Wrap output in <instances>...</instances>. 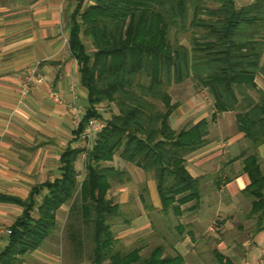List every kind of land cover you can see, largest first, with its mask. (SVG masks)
I'll list each match as a JSON object with an SVG mask.
<instances>
[{"label":"trees","instance_id":"obj_1","mask_svg":"<svg viewBox=\"0 0 264 264\" xmlns=\"http://www.w3.org/2000/svg\"><path fill=\"white\" fill-rule=\"evenodd\" d=\"M85 1L73 7L67 28L88 103L78 133L90 120L104 127L86 154L81 182L75 169L81 151L67 150L58 179L32 188L25 201L0 196V202L22 208L0 250V264H26L25 256L56 230V213L67 204L75 259L85 251L90 264H182L180 255L163 256L161 246L145 257L139 248L115 250L119 239L112 222L122 213L109 192L129 178L110 164L118 154L152 174L161 211L180 217L197 211L201 197V178L189 174L185 157L203 146L217 115L233 113L237 132L252 146H264V87L258 84L264 79V0L240 8L235 0H94L84 7ZM189 79L207 93L213 113L210 121L176 131L170 117L178 103L168 88ZM104 105L117 113L104 119ZM238 158L250 180L242 195L250 199L253 233L264 232V171L257 154ZM44 190L36 203L34 196ZM212 254L216 264H233L216 250Z\"/></svg>","mask_w":264,"mask_h":264},{"label":"crops","instance_id":"obj_2","mask_svg":"<svg viewBox=\"0 0 264 264\" xmlns=\"http://www.w3.org/2000/svg\"><path fill=\"white\" fill-rule=\"evenodd\" d=\"M68 8L67 0H0V196L25 201L32 188L58 179L60 159L67 150L81 151V169L78 168L79 159L75 164L77 181L85 177L86 156L78 130L71 122V110L67 108L74 105L84 112L88 107L87 94L79 84L78 66L68 47ZM28 69L35 73L29 91L23 94L21 86ZM38 77H43L53 91L61 94L64 104H56L51 99L46 87L37 83ZM208 106L193 95L183 104L178 103L170 117L171 128L176 130L173 128L175 118L184 125L192 120L188 127L203 119L210 121L213 108L212 104ZM205 110L208 112L202 113ZM224 119L225 123L221 124ZM225 127H230L232 133L224 132ZM243 141L236 129L235 115L223 113L209 124L203 146L185 157L187 171L192 177L212 176L214 180L210 186L216 188L215 181L221 179L222 182L216 195L200 197V206L194 214L179 217L193 214L186 225L190 230L180 235L168 249L171 257H182V264H203L199 254L204 250L196 245L197 238L205 234L210 236L211 225L217 220L222 224V236L212 252L218 251L233 264H264V232L254 234L252 231L249 239L244 237L245 233H250L251 225L242 228L244 218L241 221L238 213L242 191L250 184L248 176L242 172V158H238L244 152ZM132 166L135 169L132 171L129 166L126 173L136 172V178L140 179L135 183L129 178V184L114 193V203L122 206L129 217L134 214L132 223L128 222L124 231L126 238L146 230L149 212L157 217L165 215L152 179H144V172ZM217 172L220 174L216 175ZM136 187H141L140 193ZM45 194L46 190L41 191L34 196V201L39 203ZM66 209L63 205L58 210L56 222L59 212ZM21 212L22 208L15 203L0 202V226L10 228ZM248 219L247 223L254 221ZM177 230L182 234L179 225ZM5 244L6 241L1 242L0 249ZM138 248L142 256L143 249ZM44 249V260L39 263L51 264L49 254L56 247H48L46 243ZM162 253L169 256L164 254L163 248ZM55 264H60V260Z\"/></svg>","mask_w":264,"mask_h":264},{"label":"rangeland","instance_id":"obj_3","mask_svg":"<svg viewBox=\"0 0 264 264\" xmlns=\"http://www.w3.org/2000/svg\"><path fill=\"white\" fill-rule=\"evenodd\" d=\"M94 0H86L84 2V7L88 6L89 4L93 3ZM251 0H235V4L238 8L245 6L246 4H248ZM68 2V13H67V18H66V25L68 28V16L69 14L72 12L73 7L78 3V0H67ZM186 39H183V42L186 43L185 41ZM88 48H90V44L89 42H86ZM91 50V48H90ZM258 84L261 87H264V79L259 78L258 79ZM168 94L171 97V101L173 102H177V103H184L188 98H190L192 95L194 97H196L199 101H203L204 105H209L208 107L211 106V100L209 98V96L207 95V93L199 88H195V81H193L192 79L187 80L184 84L181 85H172L168 88ZM159 107H161V105H159ZM79 109V108H78ZM82 111V110H81ZM83 112V111H82ZM208 110H205L202 113H207ZM100 113L102 114L104 119H108L111 115L116 114L117 110L115 109V107L113 105H104L101 107L100 109ZM70 114V113H69ZM194 119V118H193ZM99 121V120H98ZM192 122V120L189 122V124L184 125L181 124L182 121H179L178 118H175L173 121V128L176 129V131L185 128L186 126L188 127L190 125V123ZM221 124L225 123V119L221 120L220 122ZM185 126V127H184ZM226 129V127H225ZM234 130V129H232ZM224 132H226L227 134H231L232 131L230 129V127H228L226 130H224ZM244 143V154H257L259 157V164L260 167L262 169V171H264V146H252L250 144V142L246 139H244L243 141ZM83 161L79 158L78 161V168L81 169L80 167L82 166ZM81 164V165H80ZM113 167L123 170L125 172L127 171V167H132V171L133 166L130 165L129 163H125L123 162L120 158L119 155H115L113 162L110 164ZM131 170H129L128 174V178H130L131 181H136L135 183H137V181L140 179L136 178V172H132ZM136 171V170H135ZM132 172V173H131ZM220 174L219 172L216 173ZM212 176L209 175H203L201 176V182H200V192H201V196L204 197H212L214 195H216L218 193V188L214 187V186H210L211 181H213L214 179L211 178ZM143 178L144 179H152V182L154 183V189H155V180L153 178L152 174H143ZM130 181H126L123 185H113V187L111 188L110 192H109V196L110 198L113 200L114 202V193L117 192L118 189L122 188V186L128 185ZM136 186H138L136 184ZM137 189V187H136ZM149 190V188H148ZM141 191V187L137 189V193H140ZM144 195H146V193H144ZM241 203H239V210L238 213L241 216V221L244 218V223L241 224L242 228H246L248 227V225H251L249 228L250 233H245L244 237H247V239L250 238L251 236V232L254 229V221L252 222H248L247 220H249L248 218L246 219V215H248V211L250 210V199H248L247 197H245L244 195H241ZM69 206L70 204H67L66 210L60 211L59 212V218L57 221V228L54 231V235L51 236L48 241H46L40 248H38L35 252L30 253L28 255L25 256V262L27 264H41L39 263V260H44L43 258V254H44V248L45 245L47 243L48 247H56V250L53 252V250L51 251V254H49L50 256V262L51 264H55L56 262H58L60 260V264H90L87 261V254L84 251L82 257H78V259H75L73 257L72 254V245L70 243V240L68 239V225H69ZM213 211H211V213H213ZM121 213L122 216L116 218L113 222H112V231L115 235V237L119 238V243L116 245L115 250L122 252V253H127L135 248L141 247L143 249V255L142 256H147L150 251L156 247V246H161L164 249V254L165 255H169L171 256V252L170 249L171 246H173L176 242L177 239H179L178 237H180V235H183L184 233L188 232L190 230V228L186 227L187 222L190 223L191 221V216H183L182 218L179 217H174L171 212L163 215L162 217H157L155 214H150L148 215V224L146 230H144V232H142L141 234H134L129 238H126L124 236V231L125 229L128 227L127 223L130 222L132 223V218L133 215L131 213V217H129L127 214H125L124 209L121 206ZM210 211L207 213L209 214ZM221 221L217 220L215 222V225H211V235L207 236L205 235H200L199 238H197V243L199 246V249L204 250V253H200L199 254V258L202 260L203 264H216L214 258H213V254H212V248L215 245V243L217 242V240L219 239L221 235V227L222 224H220ZM179 225V230L182 231L178 232L177 228ZM210 226V225H209ZM248 231V230H247ZM82 232V230H81ZM70 234V233H69ZM230 235V233H228ZM228 235V236H229ZM194 236V235H193ZM87 250V249H85ZM54 262V263H53Z\"/></svg>","mask_w":264,"mask_h":264},{"label":"built area","instance_id":"obj_4","mask_svg":"<svg viewBox=\"0 0 264 264\" xmlns=\"http://www.w3.org/2000/svg\"><path fill=\"white\" fill-rule=\"evenodd\" d=\"M35 71L28 69L25 73L24 81L22 83V93L26 94L30 87H31V78L34 75ZM37 83L39 85H42L46 87V89L50 93L51 99L56 104H64L63 98L61 94L57 91H53L50 85L45 83L43 77H38ZM68 110H71V122L75 130H78L79 125L82 120V116L84 115V112H82L80 109L76 108L74 105L67 106ZM104 123L102 121L98 120H90L85 125L82 131L78 133V137L81 141V148L84 151V154L86 156L87 152L92 148V146L95 143V140L97 138L98 133L103 129ZM11 235V229L9 227L0 226V243L3 241H7L9 236ZM1 250V249H0Z\"/></svg>","mask_w":264,"mask_h":264}]
</instances>
